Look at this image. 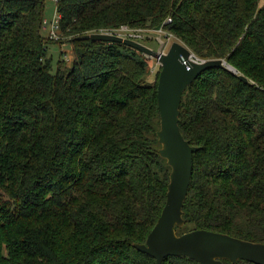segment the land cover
<instances>
[{
  "label": "trees",
  "instance_id": "16d2710c",
  "mask_svg": "<svg viewBox=\"0 0 264 264\" xmlns=\"http://www.w3.org/2000/svg\"><path fill=\"white\" fill-rule=\"evenodd\" d=\"M46 1L0 0V264H157L135 245L170 183L162 67L151 83L142 52L78 38L168 19L165 32L196 58L235 70L205 72L183 95L179 127L198 151L176 232L264 244V0H60L57 41L41 30ZM68 42L72 67L54 68L48 46Z\"/></svg>",
  "mask_w": 264,
  "mask_h": 264
},
{
  "label": "water",
  "instance_id": "95a60500",
  "mask_svg": "<svg viewBox=\"0 0 264 264\" xmlns=\"http://www.w3.org/2000/svg\"><path fill=\"white\" fill-rule=\"evenodd\" d=\"M78 40L124 44L158 60L162 67L158 84L161 128L157 136L161 145L159 154L171 168L170 183L167 202L158 223L146 244H136L135 248L154 258L157 264H163L168 257H188L199 264H224V260L232 264L239 261L264 264V244L204 230L181 236L176 232L177 226L185 225L183 208L193 174V156L198 151L184 139L179 127L183 95L205 72L220 68L235 72L226 67L223 60H191L192 51L179 42H173L167 53H159L138 41L110 34H90ZM239 78L249 83L246 77L241 75Z\"/></svg>",
  "mask_w": 264,
  "mask_h": 264
},
{
  "label": "rangeland",
  "instance_id": "374dc122",
  "mask_svg": "<svg viewBox=\"0 0 264 264\" xmlns=\"http://www.w3.org/2000/svg\"><path fill=\"white\" fill-rule=\"evenodd\" d=\"M45 7H46L45 17L47 19H51L53 14H54V11H55V4H53L49 1H46ZM140 35L142 37L141 38L142 40L138 39L139 41H141L147 47H149L152 50L159 52V53H167L169 51L171 45L173 44V42H177L175 40V38L166 37L162 33H159L158 30H151L150 32L145 31L144 33H142ZM43 36L47 37L45 34H43ZM146 39H148V40L144 41ZM163 42L166 44L165 50L163 49L164 47L162 48ZM48 57L52 58L54 68L57 67L58 62L60 61V59H62L63 60L62 64L66 65L65 68L63 67V69L67 70V69L72 67L73 61L75 59V53L73 51V45L69 42L63 43V44L51 43L48 46ZM148 58L151 60V62H153V64L151 65V68H150L151 73H150V77H149L148 81L153 83L156 79V75H157L158 71L160 70L161 65H160L158 60L152 59L150 57H148ZM193 60L199 61V62H205L204 60H200V59L196 58L195 56H194ZM225 65H226V67H229L232 71L235 72V70L230 65H228L227 63H225ZM160 128H161V124H160Z\"/></svg>",
  "mask_w": 264,
  "mask_h": 264
},
{
  "label": "built area",
  "instance_id": "2783aa9c",
  "mask_svg": "<svg viewBox=\"0 0 264 264\" xmlns=\"http://www.w3.org/2000/svg\"><path fill=\"white\" fill-rule=\"evenodd\" d=\"M49 2L58 5V3L60 2V0H48ZM61 13L59 12V9L57 7H55V11L54 14L52 16L51 19H47L44 18L42 21V25H41V30L43 33H46L48 35V37L50 39L53 40H57L59 39V34H60V28H61ZM172 23V19H168L164 22L163 26L158 30L159 33H162L163 35H165L166 37H173L171 34H168L167 32H165L164 30V25H168ZM144 30H133L127 26H123L118 30H114V31H108V32H103L102 34H110V35H116V36H121L124 38H129L132 40H138L141 39V35L142 33H144ZM162 48L165 50V46L166 44L163 42L162 44Z\"/></svg>",
  "mask_w": 264,
  "mask_h": 264
},
{
  "label": "bare ground",
  "instance_id": "6f19581e",
  "mask_svg": "<svg viewBox=\"0 0 264 264\" xmlns=\"http://www.w3.org/2000/svg\"><path fill=\"white\" fill-rule=\"evenodd\" d=\"M193 59H194V56L192 55V56H191V60H193Z\"/></svg>",
  "mask_w": 264,
  "mask_h": 264
}]
</instances>
